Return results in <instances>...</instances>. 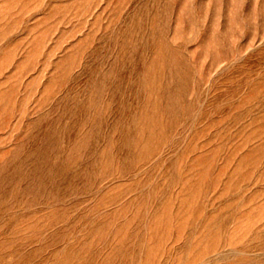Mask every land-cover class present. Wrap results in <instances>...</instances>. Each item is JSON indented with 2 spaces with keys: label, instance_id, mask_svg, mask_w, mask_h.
<instances>
[{
  "label": "rangeland",
  "instance_id": "374dc122",
  "mask_svg": "<svg viewBox=\"0 0 264 264\" xmlns=\"http://www.w3.org/2000/svg\"><path fill=\"white\" fill-rule=\"evenodd\" d=\"M0 264H264V0H0Z\"/></svg>",
  "mask_w": 264,
  "mask_h": 264
},
{
  "label": "bare ground",
  "instance_id": "6f19581e",
  "mask_svg": "<svg viewBox=\"0 0 264 264\" xmlns=\"http://www.w3.org/2000/svg\"><path fill=\"white\" fill-rule=\"evenodd\" d=\"M165 87V86H164ZM15 182V181H14ZM16 188V187H15ZM23 188V187H22ZM26 189H28V188H26ZM16 190H17V188H16ZM21 190V189H20ZM19 192V191H18ZM21 192H22V190H21ZM13 193V192H12ZM24 193V192H23ZM31 199V198H30Z\"/></svg>",
  "mask_w": 264,
  "mask_h": 264
}]
</instances>
